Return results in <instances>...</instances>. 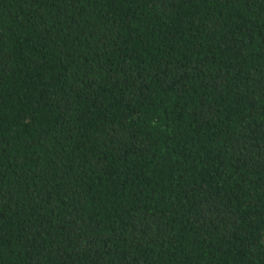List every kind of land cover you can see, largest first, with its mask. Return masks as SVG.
I'll return each mask as SVG.
<instances>
[{
    "label": "trees",
    "instance_id": "16d2710c",
    "mask_svg": "<svg viewBox=\"0 0 264 264\" xmlns=\"http://www.w3.org/2000/svg\"><path fill=\"white\" fill-rule=\"evenodd\" d=\"M0 264H264V0H0Z\"/></svg>",
    "mask_w": 264,
    "mask_h": 264
}]
</instances>
